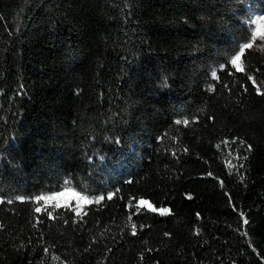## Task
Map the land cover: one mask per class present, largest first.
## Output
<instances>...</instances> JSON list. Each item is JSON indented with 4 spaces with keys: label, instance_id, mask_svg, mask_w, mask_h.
<instances>
[{
    "label": "trees",
    "instance_id": "1",
    "mask_svg": "<svg viewBox=\"0 0 264 264\" xmlns=\"http://www.w3.org/2000/svg\"><path fill=\"white\" fill-rule=\"evenodd\" d=\"M262 14L0 0V264H264V56L230 65ZM65 186L80 215L35 200Z\"/></svg>",
    "mask_w": 264,
    "mask_h": 264
},
{
    "label": "snow or ice",
    "instance_id": "2",
    "mask_svg": "<svg viewBox=\"0 0 264 264\" xmlns=\"http://www.w3.org/2000/svg\"><path fill=\"white\" fill-rule=\"evenodd\" d=\"M252 24L256 25L255 29H253L252 33H251V38L253 41H255L258 37L259 39L264 40V31H261V27L264 26V16H258L255 20H252ZM249 47H251V45L249 43H245L243 44L240 48L239 51L232 57L231 59V64L237 69V71L240 70V60H241V55L245 52V49H248ZM213 77L216 76V72L212 73ZM249 79H251V77H249ZM259 91V89H258ZM188 121L185 120L184 123H187ZM177 124H180L181 121L177 120L176 121ZM67 185V182H66ZM65 193H70L76 200L77 202V206L75 208L76 214L79 215L80 211H81V202L84 203H91L92 201L88 199V197L81 195L79 192H76L74 190H72L71 188L65 186L64 188V192L61 193H52L49 196H44V195H40V196H36L35 200L37 202L43 201L44 205L47 206L49 205L50 202L52 201H56L58 196L64 195ZM112 193H108L109 198H111ZM102 199V197H95L96 202H99V200ZM145 201L141 200L140 204H144ZM63 206H67V205H63ZM51 207L53 208V210H55L56 208H60L62 207V205L59 202L56 203H52ZM44 210L43 207L41 206H37L35 207L34 211L36 213H40ZM156 209H152V211H155ZM161 213H166L168 210L167 209H160ZM47 215L49 217H52L53 213L51 211L47 212ZM133 234H135L136 231V226L133 225Z\"/></svg>",
    "mask_w": 264,
    "mask_h": 264
},
{
    "label": "rangeland",
    "instance_id": "3",
    "mask_svg": "<svg viewBox=\"0 0 264 264\" xmlns=\"http://www.w3.org/2000/svg\"><path fill=\"white\" fill-rule=\"evenodd\" d=\"M259 16H264V14L259 15ZM255 27H256V25L253 24L252 31H253V29H255ZM261 31H264V26L261 27ZM249 44L251 45V47H249L248 49H245V52L248 51V52H252L254 54H258V55H263L264 56V40L259 39V37H258L255 41H253L252 38H251ZM242 55H241V60L239 62L240 63V70L239 71H237V69L231 64V60H230V65L233 68V70L236 71V72H242L243 71ZM253 83H254L257 91L259 89L258 93L261 94L262 96H264V82L263 81H253ZM52 202L53 203L59 202L62 205V207H65L63 205H67L66 207H69V208L73 209V211L76 214L75 208L77 206V202H76L75 198L70 193H65L64 195L58 196L56 201H52ZM88 204H90V203L81 202L80 214L82 213V210H83L84 206H86ZM137 207L139 209H145L147 211H152V209H154L151 205H149L147 203L140 204V202L137 204Z\"/></svg>",
    "mask_w": 264,
    "mask_h": 264
}]
</instances>
